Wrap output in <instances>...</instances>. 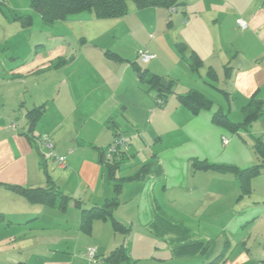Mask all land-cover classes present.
<instances>
[{"label": "crops", "instance_id": "0c3cea01", "mask_svg": "<svg viewBox=\"0 0 264 264\" xmlns=\"http://www.w3.org/2000/svg\"><path fill=\"white\" fill-rule=\"evenodd\" d=\"M237 1L184 0L175 12H139L150 21L148 49L156 55L144 68L139 56L109 50L80 61L68 59L63 44L43 54L11 43L0 0V264H94L86 255L92 248L101 261L122 250L119 262L102 264H264V169L244 193L235 173L193 164L263 163L255 145L264 143V0ZM15 15L24 27L32 18ZM101 21L87 15L86 22ZM160 22L167 23L161 34ZM235 40L254 47L239 50ZM149 75L173 82L163 106L145 83ZM193 91L212 109L195 114L184 106L179 95ZM256 106L237 132L213 122L223 112L243 123ZM43 134L67 157L64 166L43 161ZM116 135L128 143L115 176L118 205L86 230L82 210L114 195L104 151ZM10 186H53L70 199L66 208L59 198L31 202ZM69 209L80 219H57Z\"/></svg>", "mask_w": 264, "mask_h": 264}, {"label": "trees", "instance_id": "16d2710c", "mask_svg": "<svg viewBox=\"0 0 264 264\" xmlns=\"http://www.w3.org/2000/svg\"><path fill=\"white\" fill-rule=\"evenodd\" d=\"M183 1L184 0H30V5L33 10L37 11L41 15L42 20L45 23L54 24L57 21L65 20L70 14L82 11H92L98 19L120 18L127 14L130 2H134L135 6L141 10L146 8L177 9V7ZM23 19V24H32V18L30 16H27ZM179 47L181 48L183 46ZM145 83L150 89L157 90V103L160 99L163 101V106L166 99L165 97H167L173 90V82L167 81L165 78L156 75H149L145 80ZM179 99L184 106L191 109L195 114H198L202 110H211L213 106V102L210 99L197 91L181 94L179 95ZM258 104L259 103L257 102L256 105ZM255 109L258 111H253V114H248L245 117V121L243 123L233 122L229 115L223 112H216L213 116V122L221 127L229 129L231 132H237L242 127L247 126L250 118H253L259 112L258 106H256ZM39 113H41V111H39ZM118 137L121 136L116 135L115 139ZM255 149L256 152L262 156L263 163L249 169H239L236 166L225 164H210L207 161H194L193 164L199 169L211 168L220 172L235 173L240 179L242 191L245 193L250 191L251 178L261 174L264 169V143L258 140L255 145ZM105 151L104 164L108 169L109 178L113 185L114 195L113 198L109 200L103 207H94L92 209L82 210L81 221L83 228L86 230L91 228V224L95 218H107L110 215L108 209L114 208L118 205L121 184L117 182L115 176L119 159L127 155L128 150H119L112 156L110 160L105 159ZM41 155L44 161L45 159L43 153H41ZM10 188L22 194L31 202L41 201L49 203L53 202L55 198H59L60 208H66L68 200L70 199L68 196H65L53 186H49L48 188H24L19 186H10ZM76 204L77 206H80L78 201H76ZM0 220H2V217H0ZM120 251L122 250L119 249L115 251L110 255L109 258H102V262H119L122 259H118V253Z\"/></svg>", "mask_w": 264, "mask_h": 264}, {"label": "rangeland", "instance_id": "374dc122", "mask_svg": "<svg viewBox=\"0 0 264 264\" xmlns=\"http://www.w3.org/2000/svg\"><path fill=\"white\" fill-rule=\"evenodd\" d=\"M6 1L7 5L4 6V10L6 14L10 16L8 31L10 35H13L11 36V43H17L20 40L18 43L20 46L24 44L27 49L45 51L43 54H49L52 48L59 44H63L69 48L66 55L68 59H70L69 57L72 58L76 56V60L79 58V60L82 61L85 57L88 58L90 56L91 59L92 56L109 50L126 56L131 55L132 60H135L139 56V52L142 50H149L148 48L150 44L152 45L151 42H153L152 39L149 38V32L151 31L150 21L144 19L142 15L137 14L139 12H144V14L153 15L156 11H154V9L139 10L134 2L129 3L128 12L125 17L117 19L121 21H115V23H112L115 18L112 20L103 19L105 21H101L100 23L86 22L87 15L90 14V11H82L70 14L63 21L47 24L42 20L40 14L31 8L30 0ZM238 1L241 2L240 0ZM15 14L25 16L31 15L32 24L26 27L22 24L20 25L19 23H21V21H14ZM159 24L160 27L158 31L160 34L167 31V23L160 22ZM240 32L241 30L237 28V33L240 34ZM85 33H87L88 36L90 35L86 40ZM234 35L236 34L234 33ZM93 37L97 39L95 40ZM235 41V47L239 50H245L247 47V49L254 47L248 44L245 48L241 42ZM103 46L105 47L104 49H99ZM137 59L141 67H148L149 63H143L139 57ZM221 86L222 85L219 84V87ZM215 95V98L220 96L217 94ZM76 212V216L71 209L68 210V213L58 212L57 219L65 220L69 216L72 220L77 221V219H80V212L79 210ZM43 219H48L47 214H45ZM87 260L90 261L88 257ZM98 262L101 264L103 263L102 261Z\"/></svg>", "mask_w": 264, "mask_h": 264}, {"label": "built area", "instance_id": "2783aa9c", "mask_svg": "<svg viewBox=\"0 0 264 264\" xmlns=\"http://www.w3.org/2000/svg\"><path fill=\"white\" fill-rule=\"evenodd\" d=\"M170 10L171 12H175L176 8H171ZM238 25L243 30H246L248 28V23L243 19L238 20ZM139 58L143 63H150L156 58V55L151 53L149 50H142L139 52ZM158 103L162 105L163 101L159 99ZM13 127H16V124H14ZM38 142L42 147V153L45 160H53L61 166L65 165L67 157L58 155L56 153L54 142L48 134L41 135L38 138ZM223 142L225 145H227L229 143V140L227 138H224ZM127 145V140L124 137L121 136L116 138L112 142V144L106 148L105 159L110 160L112 156L119 150H128ZM86 255L91 263L101 264L100 262H98L100 261V259L97 256L96 249H89Z\"/></svg>", "mask_w": 264, "mask_h": 264}]
</instances>
